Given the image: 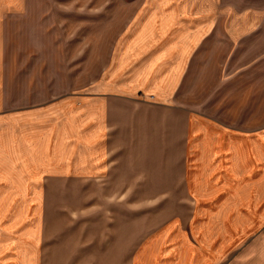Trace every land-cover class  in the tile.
Listing matches in <instances>:
<instances>
[{
  "label": "crops",
  "instance_id": "obj_1",
  "mask_svg": "<svg viewBox=\"0 0 264 264\" xmlns=\"http://www.w3.org/2000/svg\"><path fill=\"white\" fill-rule=\"evenodd\" d=\"M229 1L219 11L208 5L215 0H192L194 6L187 10L173 8L174 18L186 26H178L171 35L160 24L156 27L155 20L147 21L137 37L138 56L151 66L143 72L133 64L128 81L112 84L107 77L100 82L104 89L83 97L82 86L79 90L71 83L68 86L65 75L20 73L18 56L11 64L15 69L9 75L4 71L6 23L17 16H10L15 12L4 10L0 0V161L57 163L53 172L58 173L59 193L64 196L169 195L183 187L194 204L191 236L180 220L159 226L142 221L127 224L136 227L138 235L133 251L126 248L131 264H215L225 251L210 249L214 238L223 237L222 211L237 208L242 195L249 197L245 209L253 212L264 201V112L261 125L244 131L236 123L221 122L212 110L198 116L189 104L175 101L188 57L194 52L210 50L214 42L225 45V50L229 38L237 50L264 51V9L259 7L264 0ZM197 6L196 12H219V22L209 12L200 16L198 25L199 16L180 21V15ZM254 60V64L264 62V58ZM162 66L169 69L163 71ZM256 74L264 81V70ZM52 115L61 125L54 135ZM41 130L46 141L40 140ZM74 182L79 186H69ZM87 186L91 189L84 190ZM213 204L218 223L212 228L202 224L200 217ZM252 219L257 223L259 216ZM148 227L156 228L148 231ZM233 229L229 231L234 237Z\"/></svg>",
  "mask_w": 264,
  "mask_h": 264
},
{
  "label": "rangeland",
  "instance_id": "obj_2",
  "mask_svg": "<svg viewBox=\"0 0 264 264\" xmlns=\"http://www.w3.org/2000/svg\"><path fill=\"white\" fill-rule=\"evenodd\" d=\"M10 1L3 0L4 10L15 12L9 15L17 18L6 23L4 71L9 75L15 69L11 64L18 56L20 73L65 75L68 86L76 85L77 90L82 86L83 97L104 89L102 83L108 78L112 84L128 81L133 64L140 65L144 72L151 65L138 56L140 29L147 21L155 20L156 27L160 24L161 30L171 35L178 26H186L174 18L173 8L181 11L194 6L192 0ZM215 1L208 2L212 11L223 10L232 2ZM259 7L264 9V2ZM197 8L180 15V21L199 16L195 20L198 25L200 16L210 11L196 12ZM210 14L219 22V12ZM230 40L225 50V45L214 42L210 50H198L188 57L175 101L189 104L198 116L209 115L212 110V116L221 122L236 123L250 131L257 123L261 125L264 112V81L256 74L264 70V62L253 63V59L264 58V51L237 50ZM256 64L260 66L257 70ZM153 76L150 73L149 78L153 80ZM21 101L27 106V100ZM45 101L40 100V105ZM52 117L54 135L61 125L55 115ZM39 132L40 140L46 141L42 130ZM55 167L54 162L0 161V264H131L126 248L133 251L138 240L134 226L139 221L159 226L180 220L186 235L191 236L194 204L183 187L169 195L64 196L59 193L62 185L56 178L58 173L53 172ZM69 186L79 185L74 182ZM89 189L91 186L84 190ZM248 200L242 195L237 208L228 206L222 211L223 237L218 241L214 238L210 249L221 247L225 251L215 264H264V216L260 218L264 201L253 212L245 209ZM156 202L158 206L150 205ZM209 207L200 218L202 224L213 228L218 222L212 210L214 204ZM253 215L259 216L257 223ZM231 225L236 227L234 237L229 231ZM123 227L128 232L124 233ZM216 229H210L211 233Z\"/></svg>",
  "mask_w": 264,
  "mask_h": 264
}]
</instances>
